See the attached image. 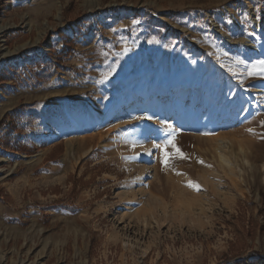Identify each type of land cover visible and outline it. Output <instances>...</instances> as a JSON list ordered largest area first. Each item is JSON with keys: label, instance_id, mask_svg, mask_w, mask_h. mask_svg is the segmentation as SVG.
Here are the masks:
<instances>
[{"label": "rangeland", "instance_id": "rangeland-1", "mask_svg": "<svg viewBox=\"0 0 264 264\" xmlns=\"http://www.w3.org/2000/svg\"><path fill=\"white\" fill-rule=\"evenodd\" d=\"M261 68L264 0H0V264H264Z\"/></svg>", "mask_w": 264, "mask_h": 264}, {"label": "snow or ice", "instance_id": "snow-or-ice-1", "mask_svg": "<svg viewBox=\"0 0 264 264\" xmlns=\"http://www.w3.org/2000/svg\"><path fill=\"white\" fill-rule=\"evenodd\" d=\"M256 74V73H253ZM260 76L264 77V68H261L258 73ZM235 75V73H233ZM248 131L251 132V129ZM169 136L167 140V147H170L172 149L171 152H166L164 151V148L159 145V144H153L154 148L160 149L161 151V156L159 158L160 163L163 168H172L173 171H175L173 167V161L176 159H186L187 156L185 153H183L180 148L177 147V145L174 142V136L171 135V133L166 134ZM204 135H208V133H204ZM198 163H203L202 161H198ZM177 175H181V173H176ZM185 187L193 190V191H200V185L196 182H193L189 180L186 184Z\"/></svg>", "mask_w": 264, "mask_h": 264}, {"label": "bare ground", "instance_id": "bare-ground-1", "mask_svg": "<svg viewBox=\"0 0 264 264\" xmlns=\"http://www.w3.org/2000/svg\"><path fill=\"white\" fill-rule=\"evenodd\" d=\"M253 92H256V91H253ZM137 102H139V104H145V100L144 99H139V100H137ZM232 110H231V112H233V111H235L234 110V107H232L231 108ZM217 143H218V153L217 154H219V159H220V161L224 164V166L228 169V172H229V174L228 175H230V176H235L236 174L239 176L238 178L240 179L241 178V176H243L244 175V168H246V167H249V162H248V160L247 159H245V158H243V160H242V163L241 164H235L234 166H233V164L232 163H230L228 160H227V158L223 155V153H224V151L225 150H229L230 149V147H231V141L230 140H227V139H219L218 141H217ZM71 143H70V146L68 147V149H67V156H68V154L71 156ZM65 156V155H64ZM65 158V157H64ZM236 178V177H235ZM232 179V178H231ZM238 179V180H239ZM241 182V181H240ZM242 182H243V179H242ZM213 185V184H212ZM211 187H213V186H211ZM219 192V191H218ZM121 194V193H120ZM221 194V193H220ZM222 195V194H221ZM208 219V218H207ZM208 221V220H207ZM209 223H210V221H209ZM208 224V223H207ZM148 225V224H147ZM146 225V226H147ZM208 226V225H207ZM149 227V226H148ZM158 227V226H157ZM129 242V241H128ZM128 242H124V246H128L129 245V243Z\"/></svg>", "mask_w": 264, "mask_h": 264}, {"label": "crops", "instance_id": "crops-1", "mask_svg": "<svg viewBox=\"0 0 264 264\" xmlns=\"http://www.w3.org/2000/svg\"><path fill=\"white\" fill-rule=\"evenodd\" d=\"M49 156V153H47V155H45V157H44V159L45 158H49V159H47V161H44V159H43V162H44V165H52L54 162L53 161H55V159L53 160V159H50V157H48ZM56 157H57V155H55ZM62 161H63V159H62ZM71 161H69V162H66V163H63L62 162V164H60V166L59 167H57L56 168V171L58 172H60V171H62V169L64 170L65 168L64 167H66V165H67V163H70ZM83 174V173H82ZM78 175V177H77V179L78 178H81L83 175ZM1 178H3V177H1ZM0 180H2V179H0ZM83 180H84V176H83ZM64 183H65V185H66V179L64 180ZM69 187H70V190L73 188V185L72 184H70L69 185ZM52 195H55L54 193H51ZM60 205H58L57 206V209H61V210H64V209H69L70 211H75L76 210V208L73 206V205H64L63 203H59ZM49 209V208H48Z\"/></svg>", "mask_w": 264, "mask_h": 264}, {"label": "trees", "instance_id": "trees-1", "mask_svg": "<svg viewBox=\"0 0 264 264\" xmlns=\"http://www.w3.org/2000/svg\"><path fill=\"white\" fill-rule=\"evenodd\" d=\"M45 68H46V67H43V70H42L40 73L37 74V76H36V78H35V79H36L35 82H37V84L40 83L41 81L45 80V79L48 77L47 74L45 73V72H46V71H45ZM1 73H2V76H1L0 78H4V77L8 74V72L5 71V70H2ZM4 118H5V117H3L2 120H0V123L3 122ZM16 148H17V149H16L17 152H18V151H20V152H24V151H26V150L24 149V147H22V146H17ZM28 151H29V152H34V149L31 148V149H28Z\"/></svg>", "mask_w": 264, "mask_h": 264}]
</instances>
